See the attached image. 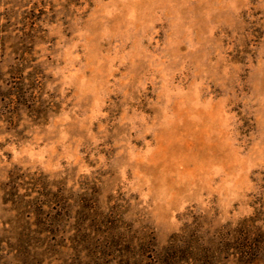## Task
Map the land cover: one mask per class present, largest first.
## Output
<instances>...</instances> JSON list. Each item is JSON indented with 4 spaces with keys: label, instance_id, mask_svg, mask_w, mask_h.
Masks as SVG:
<instances>
[{
    "label": "rangeland",
    "instance_id": "374dc122",
    "mask_svg": "<svg viewBox=\"0 0 264 264\" xmlns=\"http://www.w3.org/2000/svg\"><path fill=\"white\" fill-rule=\"evenodd\" d=\"M242 221L264 229V0H0V264Z\"/></svg>",
    "mask_w": 264,
    "mask_h": 264
},
{
    "label": "trees",
    "instance_id": "16d2710c",
    "mask_svg": "<svg viewBox=\"0 0 264 264\" xmlns=\"http://www.w3.org/2000/svg\"><path fill=\"white\" fill-rule=\"evenodd\" d=\"M33 203L40 204L43 208L48 207V204L43 203V201H34ZM49 210L48 208L45 215ZM53 219L44 218L41 224L50 223ZM220 233L216 234L217 236L214 238L203 239L197 232L189 231L184 238H180L181 244L175 243L169 246L164 253H161V251L156 252V256L150 257L148 260L143 259L140 254H136L134 257L123 255L124 257L120 256L118 258L119 260L123 258V264H217L223 252H227V255L222 258L230 264H249L256 259H261L264 263V229L256 228L252 230L246 221H242L233 233L230 229L229 231L221 230ZM218 235H221V238H218ZM108 240L116 241L111 236L108 237ZM183 241L185 246L182 245ZM74 242L77 244L76 246H84L85 250L89 251L91 261L95 260V262L92 261L93 263L85 262V264H98L96 262H99V257L93 252L94 245L91 238H88L87 235L84 237L77 236V239L74 238ZM98 243L102 246L103 251H106L109 247L102 244V242ZM179 252L186 258L182 259L178 254Z\"/></svg>",
    "mask_w": 264,
    "mask_h": 264
}]
</instances>
